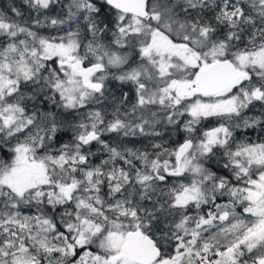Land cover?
<instances>
[{"label":"snow or ice","instance_id":"1","mask_svg":"<svg viewBox=\"0 0 264 264\" xmlns=\"http://www.w3.org/2000/svg\"><path fill=\"white\" fill-rule=\"evenodd\" d=\"M0 10V264H264V0Z\"/></svg>","mask_w":264,"mask_h":264},{"label":"trees","instance_id":"2","mask_svg":"<svg viewBox=\"0 0 264 264\" xmlns=\"http://www.w3.org/2000/svg\"><path fill=\"white\" fill-rule=\"evenodd\" d=\"M13 3H15L18 7L22 9V11L25 12V14H27V8L23 4V0H10V2L9 0H0V10L9 8Z\"/></svg>","mask_w":264,"mask_h":264},{"label":"flooded vegetation","instance_id":"3","mask_svg":"<svg viewBox=\"0 0 264 264\" xmlns=\"http://www.w3.org/2000/svg\"><path fill=\"white\" fill-rule=\"evenodd\" d=\"M9 2H10V0H9Z\"/></svg>","mask_w":264,"mask_h":264}]
</instances>
